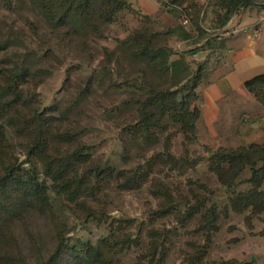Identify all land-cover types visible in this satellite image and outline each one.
Here are the masks:
<instances>
[{
	"label": "rangeland",
	"instance_id": "1",
	"mask_svg": "<svg viewBox=\"0 0 264 264\" xmlns=\"http://www.w3.org/2000/svg\"><path fill=\"white\" fill-rule=\"evenodd\" d=\"M123 1L124 9L111 22L96 8L78 23L65 9L53 16L43 0H0V177L12 166L36 168L45 182L40 201L30 203L8 228L3 254L12 264H43L61 243L89 242L103 264H264V212L242 210L234 202L253 187L251 170L246 167L227 185L211 159L220 150L264 146V108L247 88L250 97L227 92L215 116L206 115L204 99L206 88L233 70L230 50L238 38L255 46L247 45L249 54L232 78L264 72V54H258L255 42L260 35L242 29L252 20L216 28L215 0H199L205 29L199 39L183 8L166 6V0ZM263 7L255 4L237 14ZM184 16L190 23L184 24ZM137 29L153 33L152 44L164 48L170 63H188L191 80L207 62L200 80H194L199 99L192 107L201 110L195 131L153 106L151 116L165 128L146 130L139 104L151 94V85L176 89L185 81L178 76L182 65L175 75L163 54L156 62L135 55L146 43ZM261 33L264 49V22ZM207 39L216 50L206 48ZM223 41L225 49L219 47ZM38 113L47 121L48 157L83 151L84 160L73 161L59 182L46 176L41 157L30 154ZM64 132L72 138H63ZM169 154L181 164L173 165ZM94 169L109 171L98 179ZM76 176L85 179L79 195ZM88 186L95 187L94 194ZM163 206L175 208L155 216L153 210ZM71 260L64 253L58 264Z\"/></svg>",
	"mask_w": 264,
	"mask_h": 264
},
{
	"label": "trees",
	"instance_id": "2",
	"mask_svg": "<svg viewBox=\"0 0 264 264\" xmlns=\"http://www.w3.org/2000/svg\"><path fill=\"white\" fill-rule=\"evenodd\" d=\"M166 6L176 8H183L188 16L192 19V25L195 30L199 32V39L205 37L204 27L202 24L203 6L199 0H166ZM215 4L219 9L216 18V28H224L230 22V20L244 7H251L255 4L264 5V0H215ZM43 6L50 14H56L61 10H67L72 12L78 23L84 22L90 18L92 12L100 11V16L108 22H111L114 16L122 11L125 7V1L123 0H78L74 3V0H43ZM97 8V9H96ZM55 12V13H54ZM136 33L140 37L146 35V43L143 47L139 48L135 55L146 56L153 62H156L160 54L164 55L163 63L167 69L170 66H175V75L178 74L177 66L180 64L181 70L184 73L178 74L182 81H185L183 86L176 89L161 88L156 89L151 85V94L144 100L140 101L139 111L142 117L143 124L146 130L150 131L153 127L165 128L160 123V118H154L149 112L151 106L161 115L169 114L177 123L182 124V128L186 131L196 130V123L201 116V110L197 106L192 107L199 99V95L196 92L195 81L200 80L201 71L207 62L201 64L199 69L193 73V80H191V71L189 64L185 63L183 59H177L170 63L168 54L164 48L154 46L153 33H143L139 29ZM186 37H190L189 32L185 33ZM131 40V37L127 39ZM215 42L211 39H207L206 48L216 50ZM221 49H225V41L221 42L219 46ZM15 77H19L16 74ZM185 79V80H184ZM195 80V81H194ZM194 81V82H192ZM245 87L254 94L257 100L264 104V72L252 76L244 81ZM152 115V116H151ZM40 113L37 114L36 120L38 121V129L34 144L30 149L32 156L41 157L44 162L46 176L52 177L56 181H60L66 174L69 173L71 163L73 161H81L83 159V151L76 149L69 153L67 157H48L47 144H46V127L47 121L41 117ZM2 131L0 129V139ZM62 137L65 139L72 138V134L64 132ZM169 161L173 165L178 166L181 164L180 158L169 154ZM212 169L220 173L227 185H231L236 179L245 171L246 167L251 170V177L249 179L253 187L247 192L238 193L234 202L239 209L252 208L256 212H264V146L260 144H252L249 147H239L231 150H220L217 154L211 157ZM109 170L94 169L93 175L100 179L104 173H108ZM84 178L75 177L74 183L76 189L74 190L79 195L83 188ZM130 182L136 184L135 178H130ZM45 182H40L38 172L36 168L32 171L26 168L21 171L17 166H12L7 169L6 173L0 177V264H12V259L3 254V246L7 241V230L14 220L26 209L30 203L40 201L42 197V187ZM64 190H67L68 185H62ZM62 189V187H61ZM95 187L88 186L86 191L94 194ZM17 193L16 198L13 195ZM74 193V192H73ZM168 199L170 202L173 200V196L169 193ZM175 208V207H174ZM172 206H163L153 210L155 216H166L174 209ZM188 213L186 217H189ZM213 214H211V218ZM158 234V231L156 232ZM91 243L83 242L72 247L62 244L58 247L51 258L45 261L43 264H58V257L62 254H69L72 257L71 264H103L101 256L97 252Z\"/></svg>",
	"mask_w": 264,
	"mask_h": 264
},
{
	"label": "crops",
	"instance_id": "3",
	"mask_svg": "<svg viewBox=\"0 0 264 264\" xmlns=\"http://www.w3.org/2000/svg\"><path fill=\"white\" fill-rule=\"evenodd\" d=\"M235 19H237L236 23L238 22L239 24H241L243 20L245 19L252 20L250 25L258 26L260 30L262 31V26L264 22V7L257 9V10L249 11L248 13H244L240 15L236 14L230 20V22L226 25L225 28L230 27L231 23ZM245 39L247 40V38ZM243 42H244L243 38H238L235 44L237 47L234 46V48L230 50L233 52V56H232L233 63H234L233 70L230 73H228L226 76H224L219 82L212 83L206 88L204 92V99H205V103L207 104L206 109L209 112V113H206V115H209V116L216 115L214 112L219 109L220 101H222L225 98L227 92H231L232 90L235 92L236 90L240 92L239 95H241L242 97L243 96L250 97V92L246 89L244 85V81L248 78L240 77L239 80L232 78L233 73H235L237 70L239 62H241L244 56L249 54L247 45H249V47L255 46V43L253 41L248 42L247 45L246 44L242 45ZM255 42L259 46L257 52L258 54L262 56L264 54V49L262 47L263 42H262L261 32H260V36L255 39ZM257 103L259 104V107H261L262 109L264 108V105L260 104L258 101ZM204 114H205V111H204Z\"/></svg>",
	"mask_w": 264,
	"mask_h": 264
},
{
	"label": "built area",
	"instance_id": "4",
	"mask_svg": "<svg viewBox=\"0 0 264 264\" xmlns=\"http://www.w3.org/2000/svg\"><path fill=\"white\" fill-rule=\"evenodd\" d=\"M183 22L184 24H188L190 23V18L188 16H184L183 17ZM245 31H249V29L252 31V35H254L255 37H258L260 35V28L258 26H250V27H243L242 28Z\"/></svg>",
	"mask_w": 264,
	"mask_h": 264
}]
</instances>
